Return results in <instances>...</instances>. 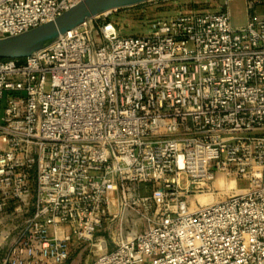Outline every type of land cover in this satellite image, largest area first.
<instances>
[{"label": "built area", "instance_id": "1", "mask_svg": "<svg viewBox=\"0 0 264 264\" xmlns=\"http://www.w3.org/2000/svg\"><path fill=\"white\" fill-rule=\"evenodd\" d=\"M78 1L0 0V38ZM109 15L0 60V215L24 218L0 264H64L116 219L92 264H264V19Z\"/></svg>", "mask_w": 264, "mask_h": 264}, {"label": "rangeland", "instance_id": "2", "mask_svg": "<svg viewBox=\"0 0 264 264\" xmlns=\"http://www.w3.org/2000/svg\"><path fill=\"white\" fill-rule=\"evenodd\" d=\"M224 9L229 13L232 28L242 27L246 24V8L242 0L228 1L226 6L222 0H158L142 7L128 8L119 13L113 12L108 18L117 24L121 35L143 36L148 34L150 23L156 19H169L186 11L218 12ZM238 186L245 187L246 183L240 181ZM213 200H216V196H213ZM10 213L11 209H7L5 213L0 215V238L4 234L0 241V258L6 243L5 236L14 235L24 220L23 217H13ZM131 219L135 220L136 218L127 216V220ZM117 224L118 219L111 222L106 221L103 229L94 235L91 242L75 244L64 264H92L97 254L100 253L97 247L99 241H105L108 244V249L112 247V240L118 236L115 230ZM137 224L138 230L141 231L143 226ZM128 229L129 223L125 225L124 231L127 232Z\"/></svg>", "mask_w": 264, "mask_h": 264}, {"label": "water", "instance_id": "3", "mask_svg": "<svg viewBox=\"0 0 264 264\" xmlns=\"http://www.w3.org/2000/svg\"><path fill=\"white\" fill-rule=\"evenodd\" d=\"M158 0H80L53 21L16 36L0 38V60H22L47 49L87 21Z\"/></svg>", "mask_w": 264, "mask_h": 264}, {"label": "crops", "instance_id": "4", "mask_svg": "<svg viewBox=\"0 0 264 264\" xmlns=\"http://www.w3.org/2000/svg\"><path fill=\"white\" fill-rule=\"evenodd\" d=\"M224 1L225 0H222L223 3ZM242 1L244 2L246 8V23L250 19H264V3H262L261 5H255L252 0H242Z\"/></svg>", "mask_w": 264, "mask_h": 264}, {"label": "bare ground", "instance_id": "5", "mask_svg": "<svg viewBox=\"0 0 264 264\" xmlns=\"http://www.w3.org/2000/svg\"><path fill=\"white\" fill-rule=\"evenodd\" d=\"M211 201H212L211 198H200V199H199V202H200L201 204L209 203V202H211ZM3 236H4V234L1 235L0 241H1V239H2ZM97 247L100 249L99 246H97Z\"/></svg>", "mask_w": 264, "mask_h": 264}, {"label": "trees", "instance_id": "6", "mask_svg": "<svg viewBox=\"0 0 264 264\" xmlns=\"http://www.w3.org/2000/svg\"><path fill=\"white\" fill-rule=\"evenodd\" d=\"M144 5H146V4H144ZM144 5L136 6V7H133L132 9H134V8H138V7H142V6H144ZM124 10H126V9L118 10V11H116V13L122 12V11H124Z\"/></svg>", "mask_w": 264, "mask_h": 264}]
</instances>
